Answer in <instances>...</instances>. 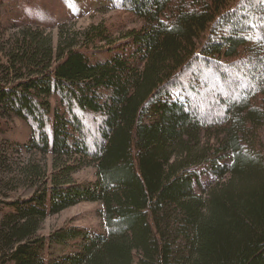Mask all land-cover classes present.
I'll return each instance as SVG.
<instances>
[{
	"label": "trees",
	"instance_id": "16d2710c",
	"mask_svg": "<svg viewBox=\"0 0 264 264\" xmlns=\"http://www.w3.org/2000/svg\"><path fill=\"white\" fill-rule=\"evenodd\" d=\"M56 1L15 0L6 39L0 22V134L12 115L30 129L0 145V192L8 146L50 167H20L32 194L0 203V264H264V0H99L120 22L73 32L53 12L97 0ZM82 202L101 230L38 235Z\"/></svg>",
	"mask_w": 264,
	"mask_h": 264
},
{
	"label": "rangeland",
	"instance_id": "374dc122",
	"mask_svg": "<svg viewBox=\"0 0 264 264\" xmlns=\"http://www.w3.org/2000/svg\"><path fill=\"white\" fill-rule=\"evenodd\" d=\"M9 0H0V22L3 23L2 27L4 39L11 37L13 35L18 34L26 24H17V20L19 19V13L15 8V0H11L12 2H8ZM40 1V0H35ZM48 4H52L55 8L59 7V4L56 0H42ZM14 4L13 7L9 5ZM88 10L86 14L80 18H67L61 20V14L57 11L53 13L59 18V23H63L62 26L63 31H81L82 29L87 28L91 24H96L101 21L105 22H120V19L117 18L119 14L116 11L110 10L105 3L102 1L97 0L92 3L90 6L87 7ZM22 9L20 8V11ZM27 20H31L33 17L31 13L23 12ZM58 21V20H57ZM35 28L34 25H32ZM46 33L52 36L53 42H56L57 38V30L56 29H49L45 31ZM120 33L115 34L114 38L120 37ZM15 38V37H14ZM201 39V38H200ZM200 39H198L200 41ZM30 139V129L27 123L20 117H15L12 115L9 119L7 127L3 128L0 134V145L2 143H13L12 146L15 144H26ZM10 156L14 158L15 161V182L11 181V185H14L15 188L7 191L5 195L4 192H0V203L13 201L16 199H23L27 198L32 194V188L24 187L21 185L22 181L21 175L19 173L20 167H29L34 168L39 171V173H46L49 175L50 167H49V157H42L37 154H26L23 150L20 152H12L10 146L6 149ZM13 175H10V178ZM94 169L92 166H85L75 172L72 176L73 181L81 182V181H94ZM100 208V203L98 202H82L70 208L63 210L62 212L46 217L38 232L39 236H48L51 234L52 231L63 227L64 225H73L78 228L90 229V230H101V219L97 213L98 209ZM10 208H5L3 212H0V218L4 213H8ZM70 249L67 246H57L53 251L59 254H64Z\"/></svg>",
	"mask_w": 264,
	"mask_h": 264
}]
</instances>
